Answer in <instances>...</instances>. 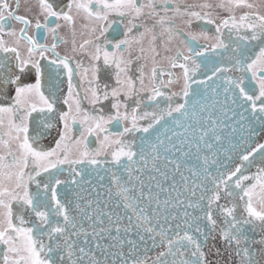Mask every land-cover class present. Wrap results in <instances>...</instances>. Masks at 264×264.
I'll return each instance as SVG.
<instances>
[{
    "label": "snow or ice",
    "instance_id": "1",
    "mask_svg": "<svg viewBox=\"0 0 264 264\" xmlns=\"http://www.w3.org/2000/svg\"><path fill=\"white\" fill-rule=\"evenodd\" d=\"M38 7L33 24L0 0V264H264V0H38ZM114 16L124 27L115 43L105 35ZM77 17L91 38L79 47L73 40L72 55L61 56L59 21L75 36ZM177 19L189 28L193 20L214 25L215 42L195 50ZM46 34L51 44L39 43ZM174 40L187 54L177 47L164 56L182 69V89L169 93L157 83L156 58L158 49L171 53ZM149 57L151 73L140 65L134 79V61ZM61 73L66 95L52 83ZM74 75L82 88L87 82L83 98ZM113 124L120 130L110 131ZM49 138L54 146L43 150Z\"/></svg>",
    "mask_w": 264,
    "mask_h": 264
},
{
    "label": "flooded vegetation",
    "instance_id": "2",
    "mask_svg": "<svg viewBox=\"0 0 264 264\" xmlns=\"http://www.w3.org/2000/svg\"><path fill=\"white\" fill-rule=\"evenodd\" d=\"M7 2L9 3V5L11 6V8L13 9H17V0H7ZM204 0H183V3L186 4H199V3H203ZM209 2L211 3H215L216 0H209ZM199 10V9H196ZM245 11V9H238L237 10V15H239L241 12ZM39 13V7H38V0H19V7L17 9V14L18 15H23L28 17L29 19L32 20L33 24L35 23V18L37 16V14ZM219 15L222 17L224 15H226V13L224 12H220ZM39 19L41 21V23H44L43 20V16L40 15ZM52 19V18H50ZM113 19H115L116 23L113 24L110 28L109 31L105 34L109 40H111L113 43H115L116 40L118 39H123V32H124V27L123 24L120 23V18L119 17H113ZM217 22H219V20L217 19ZM59 23H61L62 27L58 30V36H63L66 43H61L58 44V47L56 49L57 52L60 53L61 56L63 55H72L71 52V48H72V42L73 40H75L76 46L79 47V45L86 39H90V35L87 31V29L82 28L81 25L88 23L87 21L83 20L80 17H77L75 25H74V30H75V36H73V28L71 26H68L66 24H64L63 21H59ZM176 24L178 25V27L181 29L183 36L181 37L182 39H185L188 43L189 46L193 47L195 50L199 51L201 46H211L212 43H214V39L213 37L216 35L215 32V26L214 25H207L205 24L204 21H196L193 20L192 26L186 27L183 22L180 19H177ZM12 26L15 27L17 29V31L22 27V25L18 22H12ZM51 26V25H50ZM107 27V25H105ZM33 29H29V34H32ZM38 31H42V30H38ZM201 31H206L208 33V39H205L204 37H198L195 40H192L191 37L188 35L189 33H200ZM225 37L227 36V30H225L224 33ZM46 39L41 37L38 42L39 43H48L51 44V34H46ZM4 39L6 41H8L9 43H11V41L14 39L13 37L4 36ZM101 43H103V41H101ZM147 46V45H145ZM26 44H24L22 42L20 51L22 55H26ZM170 48H172V52L171 53H164L163 49H158V51H160V55L157 56L156 58V65L158 68V81L157 83H159V80H163L165 82V85L162 87V91H168L173 92V91H180L183 87V78H182V69L176 68V69H172L170 68L169 62L164 59L165 55H172L175 52V49L177 47H180L182 51H185V46L183 44L180 43L179 40H174L170 45ZM90 50H94V49H90ZM111 47L109 46V51H111ZM223 51V50H220ZM185 54H187V52L185 51ZM47 57H51V53H46ZM36 58L37 59H41V63L43 65H47L48 64V60L47 59H42L39 57V54H36ZM76 59L78 60H82L83 61V65L84 67H87L89 65V58L84 55H77ZM217 63H219L220 58L216 57ZM101 67L103 68V61L101 58V61L99 62ZM143 65L144 66V71L146 74H150L151 73V69H152V60L151 57H149L148 60H140L139 62L134 61L133 65H132V69L130 74L133 76V78L135 79L139 73L137 72V68ZM73 67V69L75 70V64L71 65ZM55 69H52L53 74L55 75ZM82 72V69L80 70ZM113 71V69H108V73L110 74ZM202 71V69L200 70ZM160 72H163V75H160ZM168 72H172L173 73V83L172 84H168L167 81L169 80V76H168ZM90 73H89V78H90ZM102 76V82H103V73H101ZM202 78L199 74L195 77V79H200ZM111 83L112 86H115L114 80L109 81ZM52 83H56L58 84V88L61 90V94L62 95H66L67 94V76L66 74L61 73V75L59 76L58 80H52ZM73 83L77 86V89L80 91V96L81 98H83L85 96V92L83 90V88L88 87L87 82L85 81L83 88L81 87V82H80V76L79 75H74L73 77ZM145 85L148 87H151L149 80L146 76L145 78ZM137 87H139V83L137 82ZM50 89V84L47 82V77L45 78V82H44V91L45 94H48V90ZM106 104H108L109 102H105ZM134 106L132 103L129 104V111H131V107ZM81 107L91 111L92 110V106L88 103V101L86 99H82V104ZM62 110L67 111V105H63L62 106ZM144 109H141V111H143ZM151 110V109H149ZM109 114L107 109L105 111V115ZM38 115V113H34L33 114ZM45 115H47V113H45ZM55 123V121H53ZM122 126H127L122 125ZM59 127H63L62 124L59 125ZM74 128H79V124L77 123L76 125H74ZM110 131L112 132H116L120 130V127L115 126V124L110 125L109 126ZM31 134V132H30ZM79 131H74L73 133V138H75L76 136H79ZM130 138V137H129ZM102 139V137H101ZM42 148L43 150H47L50 147L54 146V140H51L50 138L47 140L42 141ZM97 145V141H96V136L95 135H90L88 137V147L90 149L92 148H96ZM73 155H75V149L73 148ZM252 172L255 171V168L253 167L251 169ZM248 174V173H246ZM44 174H42L43 176ZM63 175H67V173H63ZM34 189V185L31 186Z\"/></svg>",
    "mask_w": 264,
    "mask_h": 264
}]
</instances>
